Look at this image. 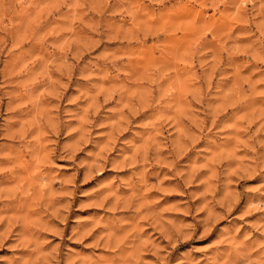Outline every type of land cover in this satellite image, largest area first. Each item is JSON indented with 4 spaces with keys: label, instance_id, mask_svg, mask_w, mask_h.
Wrapping results in <instances>:
<instances>
[{
    "label": "rangeland",
    "instance_id": "rangeland-1",
    "mask_svg": "<svg viewBox=\"0 0 264 264\" xmlns=\"http://www.w3.org/2000/svg\"><path fill=\"white\" fill-rule=\"evenodd\" d=\"M0 264H264V0H0Z\"/></svg>",
    "mask_w": 264,
    "mask_h": 264
}]
</instances>
